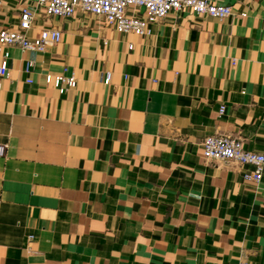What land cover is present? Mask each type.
<instances>
[{"label":"crops","instance_id":"1","mask_svg":"<svg viewBox=\"0 0 264 264\" xmlns=\"http://www.w3.org/2000/svg\"><path fill=\"white\" fill-rule=\"evenodd\" d=\"M0 1V29L34 4ZM210 1L232 14L173 11L145 36L38 10L27 36L60 41L0 48V264H264V169L246 181L201 146L228 133L264 153V0ZM63 66L60 94L43 75Z\"/></svg>","mask_w":264,"mask_h":264},{"label":"built area","instance_id":"2","mask_svg":"<svg viewBox=\"0 0 264 264\" xmlns=\"http://www.w3.org/2000/svg\"><path fill=\"white\" fill-rule=\"evenodd\" d=\"M33 6H24L19 11L18 28L0 29V48L16 45L23 51L44 52L60 41V31L54 27L43 28L38 37H29L26 32L32 27L35 14L41 10L45 16L70 18L76 10L95 15L105 25L113 27L117 32L133 33L140 36L150 34L151 25L173 11H188L197 16H210L219 19L232 14L230 5L210 0H32ZM1 6V1H0ZM241 13V16H244ZM132 44L129 45V49ZM9 52H3L0 60V76L8 75ZM33 62L27 60L24 71L29 73ZM45 84H52L60 93L76 86L77 80L67 66H63L56 74L44 73ZM111 72L102 77L104 84H109ZM31 83V79L26 80ZM225 106H220L223 113ZM203 158L208 161L235 162L249 165L252 170L243 173V179L257 183L261 180L264 169V153L244 148L242 140L228 133L206 136L202 143ZM31 239V236H28ZM238 264H247L240 261Z\"/></svg>","mask_w":264,"mask_h":264}]
</instances>
